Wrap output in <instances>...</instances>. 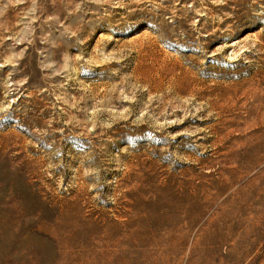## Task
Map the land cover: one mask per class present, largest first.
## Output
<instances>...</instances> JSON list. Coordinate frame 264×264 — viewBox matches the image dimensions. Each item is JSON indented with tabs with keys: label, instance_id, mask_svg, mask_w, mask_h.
Listing matches in <instances>:
<instances>
[{
	"label": "rangeland",
	"instance_id": "rangeland-1",
	"mask_svg": "<svg viewBox=\"0 0 264 264\" xmlns=\"http://www.w3.org/2000/svg\"><path fill=\"white\" fill-rule=\"evenodd\" d=\"M263 95L264 0H0V264H264Z\"/></svg>",
	"mask_w": 264,
	"mask_h": 264
},
{
	"label": "bare ground",
	"instance_id": "bare-ground-1",
	"mask_svg": "<svg viewBox=\"0 0 264 264\" xmlns=\"http://www.w3.org/2000/svg\"><path fill=\"white\" fill-rule=\"evenodd\" d=\"M250 113L255 116L254 122L260 123L262 127L238 140L237 147L239 148L245 142H248L249 145L239 153L242 164L238 168L230 170L234 176L243 175L264 161V95L259 97L258 102L252 107ZM235 153H238V151L233 154Z\"/></svg>",
	"mask_w": 264,
	"mask_h": 264
}]
</instances>
